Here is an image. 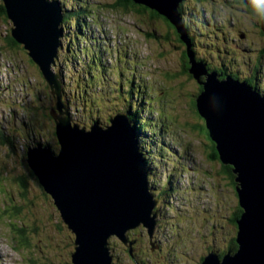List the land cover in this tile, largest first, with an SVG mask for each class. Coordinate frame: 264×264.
I'll return each mask as SVG.
<instances>
[{
	"label": "rangeland",
	"instance_id": "1",
	"mask_svg": "<svg viewBox=\"0 0 264 264\" xmlns=\"http://www.w3.org/2000/svg\"><path fill=\"white\" fill-rule=\"evenodd\" d=\"M50 1L60 4L62 15L64 11L68 15L58 59L64 71L61 99L67 103L71 121L88 126L95 119L90 111H95L99 122L104 125L111 113L122 106L125 95H119L113 88L117 86L114 66L121 72L122 79L133 74L129 80L136 85L146 82L154 88V110L147 111L144 118L149 117V120L162 115L165 118H155L160 126L148 124L152 130H142L138 137L134 130L142 145L152 147L149 150L156 161L151 164L149 174L152 175H147V181L151 194L157 199L154 231L161 250L154 243L144 241L142 248L134 251L132 240L123 242L112 236L109 246L113 261L116 264H136L137 257L138 264H201L206 254L225 250L232 231L233 235L236 234V228L233 226L231 231L228 223L238 203L234 186L221 174V162L207 157L196 129H190L184 123V120L193 123L191 111L189 118L174 119V115L180 116L183 107L185 114L186 96L172 98L176 103L172 112L174 121L168 118L171 114L168 105L162 106L158 102L164 91H191L194 88L187 75L179 73L180 49L174 47L178 45L175 37L172 34L168 40L162 37L165 26L160 19H140L133 13L108 6L114 0H83L86 16L80 18V36L71 15L78 9L79 0ZM182 1V17L188 27L186 32L195 40L192 45L195 52L204 55L211 67L225 66L230 71L226 74L229 77L235 74L238 80L246 76L258 78V85L264 90V34L260 29L259 13L248 12L245 6L234 0ZM63 2L69 10L63 8ZM253 5L264 9V0H254ZM6 20L8 23L0 21V129L10 131L17 148L11 150L7 143L0 144V264H71L74 234L61 220L50 195L43 191L34 176L28 174L24 159L26 146H35L37 142H48L55 153L59 149L54 135V119L46 112L43 115L40 112H48V108L54 106L53 94L36 64L30 61L27 51L22 47H7L5 36L10 32L12 22ZM143 21L153 27L148 29H153L157 38L144 42L138 31ZM99 56L103 59L101 67L109 66L112 72L108 74L97 69L95 78L90 80L87 65H92L93 60L98 61ZM127 61L137 66L135 74L129 65L126 66ZM57 69L61 72L56 67L54 73ZM170 74L172 76L168 79L166 75ZM138 75L143 77L137 78ZM141 98L137 92L135 106L140 107ZM97 107L100 110H96ZM36 108L38 113L35 114ZM154 129L161 130L163 135L156 134ZM152 132L157 135V140L150 138ZM161 145L173 150L174 154L165 149L161 157L155 152ZM171 174L172 188L164 196L166 201L160 203L156 193ZM19 175L25 176V187L12 179ZM209 246L213 249H208Z\"/></svg>",
	"mask_w": 264,
	"mask_h": 264
},
{
	"label": "water",
	"instance_id": "2",
	"mask_svg": "<svg viewBox=\"0 0 264 264\" xmlns=\"http://www.w3.org/2000/svg\"><path fill=\"white\" fill-rule=\"evenodd\" d=\"M28 1L2 0L12 22V36L27 51L53 94L51 116L59 149L55 153L37 142L28 148L26 161L74 234L71 263L114 264L109 247L112 236L127 242L130 229L141 225L150 237L155 230L157 199L149 190L145 158L125 113L109 117L105 127L94 121L85 129L71 121L67 103L61 99L60 70L54 73L63 35L60 4L41 0L51 24L45 27L38 22L31 30L23 21L30 1L34 5V0ZM131 1L167 18L189 48L191 73L195 78L207 74L195 99L196 110L220 162L229 165L235 175L241 209L235 220L237 249L222 258L215 252L206 254L201 264H264V96L245 81L227 75L217 79L215 71H206L194 60L190 38L177 10L182 0ZM50 8L56 11L54 15ZM261 28L264 31V16ZM73 131L83 139L70 141ZM79 140H87L88 145L77 144Z\"/></svg>",
	"mask_w": 264,
	"mask_h": 264
},
{
	"label": "trees",
	"instance_id": "3",
	"mask_svg": "<svg viewBox=\"0 0 264 264\" xmlns=\"http://www.w3.org/2000/svg\"><path fill=\"white\" fill-rule=\"evenodd\" d=\"M2 1V0H1ZM234 2H236L238 5H243L247 8V11L248 12H252V13H259V20L262 19V13H263V10L264 9H261L260 7H255L253 5L254 3V0H234ZM183 4V1L179 2L178 6H177V10L180 14V17H181V21L183 23V26L186 28L187 27V24L186 22L184 21V17H182L183 15V9H182V5ZM77 5H78V9L75 11V12H72L71 15L73 16L74 20H75V26L76 27H79V29L77 28V30H80V36L82 35V29H81V24H80V18L83 16H86V13H85V10H86V3L83 2V0H79L77 2ZM108 6H110L111 8L115 9V10H122L124 12H129V13H133L135 14L136 16L140 17V19H145L146 17L150 20H153V19H160L164 26H165V33L163 34V38L165 40H168L170 38V34H172L173 36L172 37H175V40L177 41L178 45H174L175 49L176 48H179L180 49V55H179V63H180V69H179V73L182 74V75H187L188 77V80L191 81L193 84H194V88L191 90V91H182V90H179L178 92H168V91H164V93H162V98L158 100L159 104H161L162 106L163 105H168L169 107V110L171 109V114L168 116V118H170V120L174 121L173 118H172V112L174 110V108L176 107V103L173 102L172 98L176 97V96H181V95H184L186 96V99L187 101L185 102L186 106H185V114H184V107L183 109H181L179 111V117H177L176 115H174V119L175 120H181L184 116H186V118L188 117L189 118V114H190V111L191 113L194 115V121L193 123H189V121L185 122L184 120V123L188 125V127L190 129H192L191 127L195 128L197 133L196 135H198L201 139H202V144L207 152V157L212 160V161H220L219 158H218V153L215 149V144L214 142L210 139L209 135H208V131L205 127V122L204 120L199 116L197 110H196V102H195V98L197 95H199V93L202 91V85H201V82H203L204 80H206V75L205 74H200V76L198 78H195L194 75L191 73V71L189 70L191 68V64H190V58L189 56L187 55L188 53V50L189 48H187V45L186 43L180 38L178 32L176 31V29L174 28V26L169 22V20L167 18H165L164 16L160 15L157 11H154L142 4H137V3H134L133 1L131 0H114V2L112 4H109ZM63 8L65 10H69L70 8L67 7V4L63 2ZM66 12L64 11L63 15H62V22H61V26L63 27V30L64 28H66V22H67V19H68V15L65 14ZM75 13V14H74ZM77 13V14H76ZM185 14V13H184ZM1 16L2 19H1ZM8 18L7 16V12H6V8H5V5L3 4V2L0 4V21L2 22H5V23H8V21L6 20V18ZM65 18V19H64ZM65 23V24H64ZM71 23V22H70ZM74 23V22H73ZM259 23L261 24V22L259 21ZM144 27V28H143ZM140 29H138V31L140 32V34L142 35V38L144 40V42H147L148 39H153V38H157V36L155 35V31L152 29V30H149L148 28H153V27H148V25L146 24V22H142L141 24V27H139ZM260 29H261V33L264 34V31L263 29L261 28V25H260ZM156 30V29H155ZM10 32L7 33V35L5 36V43L7 45V47L9 48H17L19 49V47H22L23 46L18 43L14 37L12 36L11 34V27L9 29ZM157 31V30H156ZM187 35L189 36L190 38V44H191V48L190 50L193 52V55H194V60L195 61H199L201 64H203L205 67H206V71H210L212 69H215L217 72H223V76H218L217 79L219 80H222L224 78H226V74H228L230 71L227 70V68L224 66V67H219V68H215V67H211L209 66L207 63V58L204 57V55H199L198 53L195 52V50L193 49V44L195 43V40L194 38H192V36L189 34V32H187ZM76 38H78L79 36H76ZM84 37V36H83ZM182 48V49H181ZM24 49V48H23ZM60 49V48H59ZM25 50V49H24ZM69 50V49H68ZM59 51V50H58ZM106 53L110 54L109 50H106ZM211 55H214L211 54ZM27 56L29 57V55L27 54ZM221 58H223L222 56H220ZM30 61L33 62L31 60V58L29 57ZM103 59L101 56L98 57V61H95L93 60L92 62V65H87V67L90 69H88V73L89 74V79L92 80L94 77V71H96L97 69H102V71H106L108 72V74H111V69L109 66L107 67H101V63ZM55 65L56 67H59L61 69V77L64 79V71L63 69L60 67V60L58 59V56L57 58L55 59ZM96 62V63H95ZM34 63V62H33ZM132 63H136V61H132ZM126 66L129 65V67L131 68V71L134 72L137 68V66H133L131 64V62L127 61L126 63ZM116 65V63H115ZM256 67V65H255ZM128 67H126L127 69ZM38 69V67H37ZM55 69V68H54ZM39 71V74L40 73V70L38 69ZM137 71V70H136ZM114 74L113 76H115V79L114 81L117 83V86H114V91L116 90L117 93L119 95H125L124 96V102H123V106L117 108L116 110H114V112L111 113V116L119 113V112H123L126 114L127 118L129 119L132 127L134 128L137 134V137L140 133H142V130H152L150 127H148V124L150 125H157V122H156V119L158 120V118L160 117H152L153 119H149V117L147 118H144V116L146 114L147 111H149L151 113L152 110H154L152 104V98H153V95L155 94L154 92V88H150L148 86V83L146 82H141L139 85H136L132 80H129V78H131V75L129 78H121L120 77V74L121 72H118L116 71V67L114 66ZM216 73V72H215ZM135 74V72H134ZM231 77H237L235 74H230ZM171 74L170 75H166V77L169 79L171 78ZM255 76V75H254ZM86 75L84 76V83L85 85L87 86L89 83L87 82L86 80ZM108 77V75L106 76V78ZM140 78V77H143V76H140L138 75L137 78ZM175 77V75H174ZM257 78V77H256ZM235 79V78H234ZM129 80V81H128ZM246 80V79H245ZM244 79H242L241 81H245ZM247 84H249L253 89L257 90V92H259V94H261L262 96H264V90H261L259 89V81H258V78L257 79H248L247 81H245ZM180 84V83H179ZM180 89H181V84H180ZM137 92H138V95L139 97H142L140 99V107L139 106H135V98L137 96ZM166 92V93H165ZM169 93V94H168ZM169 100V101H168ZM145 103V105H144ZM181 106V105H178V107ZM35 107V105H34ZM148 108V109H147ZM33 110V108H31ZM47 109V108H46ZM53 109V104L51 107L48 108V112L46 110H41V114H45L46 112V115L49 114L51 116V111ZM96 110H100L99 107L96 108ZM34 113H38V109H34ZM91 115L94 116V120L95 121H98V113L97 112H93V111H90ZM109 116V117H111ZM52 117V116H51ZM156 118V119H155ZM185 118V119H186ZM132 119V120H131ZM161 120H164L165 118L163 117V115L161 116L160 118ZM107 124L109 123L108 120L106 122ZM139 124V125H138ZM99 125H102L100 122H99ZM160 126V123L158 124ZM157 125V127H158ZM153 132H155L156 134L158 135H163L161 130L159 129H154ZM152 132L153 135H150V138L153 140L156 138L157 140V135L155 136V134ZM10 131L8 132H5V130H1L0 129V144H5L7 143L10 147L11 150H15L17 148V145L15 144V139L14 137L12 136V134H9ZM54 135H55V132H54ZM56 137V135H55ZM57 140V138H56ZM139 141V145H140V148H141V151L144 155V158H145V162L147 164V172L150 173L151 171V164L153 163H156V161H153L152 159V155L150 153V150L152 147H147L146 145H142V141H140V139H138ZM154 142V141H153ZM41 143V142H39ZM43 144V143H42ZM157 144V143H156ZM44 145H48L50 148L51 146L49 145L48 142H45ZM162 147H160L159 149L155 150V152H158L159 155H161V157L163 156V151L165 149H167L169 151L170 154H174L173 153V150H171L170 148H168L167 146L165 145H161ZM30 146H26V150H25V161L27 159V152H28V148ZM52 149V148H51ZM150 149V150H149ZM52 151H55L52 149ZM57 153V152H56ZM154 155L157 156L156 153H154ZM167 163L170 162V161H166ZM26 164H27V161H26ZM179 167V165H178ZM27 168L29 170L28 174L31 175V176H34V178L37 180L35 174L33 173V171L30 169L29 165L27 164ZM177 168V167H176ZM219 168L222 169V173L221 174H224L226 179L228 180V183L232 186L235 185V182H234V178H235V175L234 173L232 172V169L230 166L228 165H223L220 163V166ZM179 174V173H178ZM176 175L175 179L177 180L179 175ZM219 174V173H218ZM149 175V174H148ZM173 178V174L169 175L166 177V181L164 182V184L160 187L159 191H157L156 193V196L157 198L159 199L160 203H163L164 201H166L164 199V196L168 194V191L171 190V184H170V181L169 179L170 178ZM13 180H16L19 182L20 186L22 187H25V184H26V179H25V176H22V175H19L17 177H13L12 178ZM168 180V182H167ZM38 182V180H37ZM39 183V182H38ZM43 189V188H42ZM192 190V189H191ZM44 192H46L44 189H43ZM234 191H235V188H234ZM236 193V192H235ZM49 195V194H48ZM237 196V195H236ZM51 197V196H50ZM13 209L14 210H17V207L15 205H13ZM241 214V209L237 203L235 209L233 210V212L231 213V215L229 216L228 218V223L229 225L232 227L231 228V231L233 229V226L234 228H236V223H235V220L240 216ZM132 230V229H130ZM128 230V231H130ZM127 231V232H128ZM235 237H236V234L233 235V231H232V235L227 239V248L224 250H220L221 253L219 254V257L222 258V256L228 252H231L233 253L234 251H236L237 249V244L235 242ZM73 241H74V236H73ZM110 247V246H109ZM111 251V250H110ZM73 252V251H72ZM110 254L112 255V253L110 252ZM71 255V254H70ZM113 257V255H112ZM70 261H71V257H70ZM112 261H113V258H112ZM202 262V261H201ZM113 263H115L113 261ZM72 264V263H71Z\"/></svg>",
	"mask_w": 264,
	"mask_h": 264
},
{
	"label": "bare ground",
	"instance_id": "4",
	"mask_svg": "<svg viewBox=\"0 0 264 264\" xmlns=\"http://www.w3.org/2000/svg\"><path fill=\"white\" fill-rule=\"evenodd\" d=\"M22 1V0H21ZM30 1V0H29ZM29 1H28V3H29ZM50 3V2H49ZM50 5H52V4H50ZM52 8V7H51ZM50 8V12H51V14H55L56 13V11L54 10V8H53V10ZM56 9V8H55ZM24 11V10H23ZM74 12V11H73ZM75 14V13H74ZM77 14V13H76ZM49 17V16H48ZM47 17V13L45 12V8H44V6H43V4H42V2H41V0H34V5L31 3V1H30V5H29V8H28V10L24 13V15H23V21H24V23L26 24V26L29 28V29H31V30H33V28H34V26H35V24L36 23H38V22H40V24L41 23H43L44 25H45V27H47V26H49L48 24H51V20H49V18ZM65 19V18H64ZM24 23H22L21 22V26H23L24 28H25V25H24ZM67 23V22H66ZM81 24V23H80ZM78 29H79V27H77ZM46 29V28H45ZM72 29V28H71ZM82 29V28H81ZM75 30V29H74ZM80 31V30H79ZM82 31V30H81ZM43 34V33H42ZM61 48V47H60ZM66 49V48H65ZM110 50V49H109ZM121 56V55H120ZM81 63V62H80ZM81 66V65H80ZM56 68V67H55ZM81 69V68H80ZM90 70V69H89ZM122 70V69H121ZM82 73V72H81ZM64 76V75H63ZM79 76V75H78ZM83 77V76H82ZM123 106V105H122ZM132 120V119H131ZM85 121V120H84ZM95 120L93 119L92 121H91V123L92 122H94ZM90 123V124H91ZM99 123V122H98ZM78 124V123H77ZM90 124L88 125V126H86V125H80V124H78V127H80V128H85V129H88L89 128V126H90ZM109 124V123H108ZM107 123L106 124H104V125H100L101 127H105L106 125H108ZM70 141L73 139V138H75V139H83L82 138V134H80V135H75V131H73V132H71V134H70ZM69 141V142H70ZM92 141V140H91ZM88 142H87V140H79L78 142H77V144H87ZM88 145V144H87ZM150 145V144H149ZM148 145V146H149ZM75 146V145H74ZM154 168V167H153ZM152 171V170H151ZM149 174V173H148ZM52 202L54 203V201H53V198H52ZM57 209V208H56ZM60 215V214H59ZM68 216V215H67ZM70 230V229H69ZM71 231V230H70ZM72 232V231H71ZM74 242V241H73ZM88 243H90V242H88ZM73 249H74V247H73ZM0 258H1V253H0Z\"/></svg>",
	"mask_w": 264,
	"mask_h": 264
},
{
	"label": "flooded vegetation",
	"instance_id": "5",
	"mask_svg": "<svg viewBox=\"0 0 264 264\" xmlns=\"http://www.w3.org/2000/svg\"><path fill=\"white\" fill-rule=\"evenodd\" d=\"M2 3V1L0 0V4ZM3 16H1V19H2ZM6 18V17H5ZM0 19V20H1ZM7 19V18H6ZM216 72V77L218 78V76H223V72ZM231 76V75H230ZM224 77V76H223ZM236 79H238L237 77H234ZM253 79V76H246L242 79H246L245 81H247L248 79ZM221 79V78H219ZM242 79H239V80H242ZM259 89H261L260 87H258ZM263 90V89H261ZM34 146V145H33ZM224 165V164H223ZM152 175V174H149V176ZM149 176H148V180L149 179ZM150 184V183H149ZM151 186V189H153V185H150ZM234 188H235V185H234ZM126 235H127V240H132L133 241V244H132V249L135 251V250H140L142 248V245H143V242L146 241L148 243H154L156 246H158V250H161V246H160V243H159V240L157 239V234H156V231H154L153 235L150 237L147 232L144 230V228L142 226H139L137 228H134L128 232H126ZM110 240V239H109ZM213 249V247L209 246L208 249ZM216 250V249H215ZM222 251V250H221ZM221 251H218L217 253L220 254ZM229 251V250H228ZM126 253V252H125ZM139 253V252H138ZM134 253L132 254V257H134ZM115 262V261H114ZM116 264V263H114ZM136 264H138V260H137V257H136Z\"/></svg>",
	"mask_w": 264,
	"mask_h": 264
},
{
	"label": "clouds",
	"instance_id": "6",
	"mask_svg": "<svg viewBox=\"0 0 264 264\" xmlns=\"http://www.w3.org/2000/svg\"><path fill=\"white\" fill-rule=\"evenodd\" d=\"M62 5V4H61Z\"/></svg>",
	"mask_w": 264,
	"mask_h": 264
}]
</instances>
